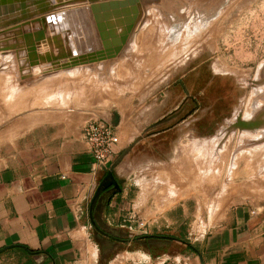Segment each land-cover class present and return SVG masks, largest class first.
I'll use <instances>...</instances> for the list:
<instances>
[{"label": "rangeland", "instance_id": "1", "mask_svg": "<svg viewBox=\"0 0 264 264\" xmlns=\"http://www.w3.org/2000/svg\"><path fill=\"white\" fill-rule=\"evenodd\" d=\"M66 1L27 25L0 28V73L9 74L19 68L15 52L21 45L28 47L27 43H35L39 35L41 41L49 33L56 35L58 29L53 24L57 23L58 12L92 5L88 1L85 2L89 4L80 5ZM145 7L143 24L142 19L120 57L111 62L99 56L73 53L77 35L68 27L64 41L59 37L64 33L58 30L56 41L41 42L45 47L53 45L52 49L48 48L43 56L29 57L32 63H22V68L17 69L32 72L22 79L24 88L29 89L23 109L46 93L31 90L29 83L36 80L26 78H47L43 72L49 67L50 72H56L103 63L97 66L101 75L88 77L90 89L74 87L57 96L69 103L66 109L107 114L111 125L117 117L114 130H119L121 122V129L128 136L120 152L126 179L151 183L154 186L148 188L153 192H161L172 200H187L189 206L199 195L207 196V207V201L230 194L241 204L252 203L257 211H263L264 126L255 131L228 130L237 116L249 120L264 109V0H154ZM51 14L53 19L42 21ZM72 15L76 23L81 21L76 13ZM107 15L104 13L101 21ZM64 17L58 20L68 23L69 18L66 14ZM81 18L89 19L83 11ZM83 24L89 23L85 20ZM81 27L78 26L79 33ZM73 62L75 68L67 70ZM62 75L69 76L61 74L57 81L62 80ZM57 81L50 85L58 88L61 83ZM66 81L63 85L70 86ZM11 83L15 84V80ZM59 93L57 89L51 91L54 98ZM177 190L178 197L169 195Z\"/></svg>", "mask_w": 264, "mask_h": 264}, {"label": "crops", "instance_id": "2", "mask_svg": "<svg viewBox=\"0 0 264 264\" xmlns=\"http://www.w3.org/2000/svg\"><path fill=\"white\" fill-rule=\"evenodd\" d=\"M102 64L49 67L47 78H26L36 80L31 90L46 93L25 110L29 89L22 79L32 72L0 73V264H264V209L230 194L207 207V196L199 195L189 206L153 192L151 183L126 179L120 152L128 136L121 122L116 153L94 165L82 128L108 115L66 109L69 103L57 95L90 89L88 77L101 75ZM61 74L69 76L57 81ZM110 170L119 190L105 179Z\"/></svg>", "mask_w": 264, "mask_h": 264}, {"label": "bare ground", "instance_id": "3", "mask_svg": "<svg viewBox=\"0 0 264 264\" xmlns=\"http://www.w3.org/2000/svg\"><path fill=\"white\" fill-rule=\"evenodd\" d=\"M65 1L66 0H42V1H37V0H0V28H2V27H5V26H7V27H9V25H14V24H23L24 25V23H26L25 25H27V23L29 22V21H32V19H34V18H36V17H39V18H41V17H43V16H46L47 14H49V13H51V12H53L54 10H56V9H58V8H60L61 7V5L60 4H65ZM85 1H88V0H67L66 1V4H77V5H80V4H89V3H87V2H85ZM21 2H23V3H21ZM69 2V3H68ZM89 2V1H88ZM91 3V2H90ZM92 4V3H91ZM140 8H141V11H144L143 10V6H142V3L140 2ZM87 8V7H86ZM146 8V7H145ZM80 8H76V9H70V10H67V11H71V10H73V14H74V16H75V13H76V16H77V20H78V18L81 20L80 22H75L74 23V25L72 24V27H71V25H70V20H69V22L67 23V21H65V23H62V22H60V20H58V19H60V18H63V19H65V17H64V11H62V12H58L56 15H55V17L56 18H58L57 19V23L55 22L54 24H53V28L54 29H58L60 32H65V31H68V29H67V27L68 28H71V30L73 31V33H76L75 35H77V42H78V45H79V48H80V53L81 54H86V55H94V56H99V57H103V58H101V60H103V61H106V60H108V62H111V61H113V60H111V59H118L120 56V54L122 53V51L126 48V46H127V43H129V40H130V38L132 37V36H130L129 38H128V40L126 41V43L124 44V47H122V50H121V52L119 53V55L118 56H116L115 58H109L107 55V52L105 51V48H104V46H103V42H102V40H101V32H102V34H107L108 35V37L106 36V39L108 38L109 40L111 39V37L109 36V34H110V31H112V32H115V34H116V36H119L120 34H121V32H122V30H123V28H125L126 27V25L129 23V21L133 18V13H134V7H132V6H130V5H128V6H125L124 8H119L118 10H115V12H118L117 13V15H119L118 16V18H119V20L117 21V19L115 18V15H114V13L111 11V10H109V11H107L106 9H99V10H96V15L98 16V20H96V18H95V16H94V14H93V12L90 10V12H87L85 9L84 10H79ZM82 11L83 12H85V14L88 16V18L89 19H82L81 17H82ZM104 13H108V15L105 17V19L103 20V21H101V16L104 14ZM61 16V17H60ZM150 16V15H149ZM53 17H54V14H51V15H49V16H47L46 18H52L53 19ZM60 17V18H59ZM72 17H73V15H72ZM46 18H43L42 19V21L43 22H45V21H47L46 20ZM76 20V21H77ZM86 20V23H87V21H88V23L89 24H83L84 23V21ZM75 21V20H74ZM30 23V22H29ZM32 23V22H31ZM97 23L98 24H100V26H103L102 27V29H101V31L98 29V26H97ZM28 26H30L29 24H28ZM65 26H66V28H65ZM78 26H82L81 27V29H82V32L81 33H79L78 32ZM137 26L138 25H136V28H137ZM140 26V25H139ZM12 27V29H13V26H11ZM20 27V26H19ZM22 27V26H21ZM20 27V28H21ZM10 28V27H9ZM19 28V29H20ZM136 28H135V30H136ZM1 30V29H0ZM5 31H6V29H4ZM7 30H9V29H7ZM16 30V29H15ZM18 30V29H17ZM16 30V31H17ZM22 30V29H21ZM24 30H26L25 28H24ZM28 30V29H27ZM26 30V31H27ZM58 30L57 31H55V33H56V35H57V32H58ZM134 30V31H135ZM10 31H11V29H10ZM9 31V32H10ZM26 31L24 32V33H26ZM11 32H13V31H11ZM10 32V33H11ZM15 32V31H14ZM28 32V31H27ZM6 33H8V32H6ZM6 33H4V34H6ZM23 33V34H24ZM32 33V32H31ZM51 33H52V31H51ZM59 33V32H58ZM63 33H61V34H63ZM134 33V32H133ZM1 34V33H0ZM4 34L2 35V36H4ZM9 34V33H8ZM21 34V33H20ZM23 34L21 35V37L23 36ZM27 34H29V33H27ZM32 34H34V33H32ZM32 34H30V35H32ZM7 35V34H6ZM13 35V34H12ZM12 35H11V37H12ZM16 35V34H15ZM56 35H54V33L53 34H48L47 36H45L44 37V40L43 41H41V42H48V43H50L49 41H51V39H55V41H56ZM133 35V34H132ZM19 36V35H18ZM58 36V35H57ZM8 37V36H7ZM17 37V36H16ZM20 37V36H19ZM59 37H60V40H61V42L62 41H64V39L66 38V37H68L67 36V33H64L63 35H59ZM70 37V36H69ZM0 38H1V36H0ZM4 38V37H3ZM6 38V37H5ZM25 38V36H23V38L22 39H24ZM32 38V37H31ZM34 38H35V36H34ZM9 39V38H8ZM14 39V38H13ZM59 39V38H58ZM57 39V40H58ZM107 39V40H108ZM5 40H7V38L5 39ZM12 40V39H11ZM15 40H17L18 41V39H15ZM20 40V39H19ZM9 41H10V39H9ZM8 41V42H9ZM13 41V40H12ZM21 41V40H20ZM28 41V40H27ZM31 41V40H30ZM30 41H29V43H30ZM35 41H36V39H35ZM52 41H54V40H52ZM54 41V42H55ZM59 41V40H58ZM57 41V42H58ZM73 41V40H72ZM111 41V40H110ZM14 42V41H13ZM24 42H26V41H24ZM34 42V41H33ZM2 43V42H1ZM0 43V44H1ZM15 43V42H14ZM18 43V42H17ZM22 43V42H21ZM20 43V44H21ZM53 43V42H52ZM11 44H12V42H11ZM10 44V45H11ZM32 44V42L30 43V45ZM54 44V43H53ZM59 44V43H58ZM82 44V45H81ZM4 45V44H3ZM17 45V44H16ZM23 45H25V44H23ZM23 45H21V48H19V50H18V48L17 47H20V46H17L16 48V50H13L12 52L14 53V51H16L15 52V56L18 58V62H16L18 65H19V68H17V69H21L22 68V63H26V64H28V63H32V58H29V57H31V56H34V57H40V56H43V55H45L46 53H47V49L48 48H51L53 45H47L46 44V47H45V44H43V45H41L40 44V46H43L45 49H38L37 50V47L38 46H35L34 45V43L30 46V45H28V43H27V46L28 47H24ZM2 46V45H1ZM7 46V45H6ZM22 46H23V48H22ZM39 46V47H40ZM3 47V46H2ZM12 47H14V45L12 46ZM12 47H11V49H12ZM8 48H9V46H8ZM15 48V47H14ZM1 49V48H0ZM3 49V48H2ZM4 49H6V48H4ZM3 49V50H4ZM10 49V48H9ZM52 49V48H51ZM54 49V48H53ZM8 50V49H7ZM2 51V50H1ZM6 51V50H5ZM10 51V50H9ZM3 52V51H2ZM49 52H52L51 50L49 51ZM12 53V54H13ZM76 53V52H75ZM3 54H5L4 52H3ZM2 54V55H3ZM7 54V53H6ZM1 55V54H0ZM11 56V55H10ZM9 56V57H10ZM6 58H7V56H5ZM4 57V58H5ZM8 57V58H9ZM11 58H13L14 59V57H11ZM10 59V58H9ZM12 59V60H13ZM5 60H7V59H5ZM97 60V59H96ZM109 60H111V61H109ZM13 61H15V59L13 60ZM12 61V62H13ZM17 61V60H16ZM107 62V63H108ZM8 63V62H7ZM13 63H15V62H13ZM12 63V64H13ZM95 66L96 65V63H94V64H90L89 66L91 67V66ZM89 66H87V67H89ZM85 67H86V65H85ZM2 68V67H1ZM72 68H75L74 67V64H72V65H70V66H68L66 69L67 70H69V69H72ZM14 69V68H13ZM17 69H16V71H17ZM0 72H2V71H0ZM5 72V71H4ZM3 72V73H4ZM2 73V74H3ZM1 84V83H0ZM90 85V84H89ZM243 160V159H242ZM245 162V161H244ZM246 162H247V160H246ZM248 165V164H247ZM248 167V166H247ZM246 167V168H247ZM250 171V170H249Z\"/></svg>", "mask_w": 264, "mask_h": 264}, {"label": "water", "instance_id": "4", "mask_svg": "<svg viewBox=\"0 0 264 264\" xmlns=\"http://www.w3.org/2000/svg\"><path fill=\"white\" fill-rule=\"evenodd\" d=\"M42 1V0H37ZM92 3L90 7L87 8H80L79 10H86L87 12H90V10L93 12L95 18H96V10L99 9H106L111 10L113 13L115 10H118L119 8H124L125 6H132L134 7V15L133 18L129 21V23L126 25L125 28H123L121 34L119 36H116L115 32L110 31L109 36L111 37V41L106 39L107 34H102L101 32V40L103 42V46L105 48V51L107 52V56L109 58H115L119 55V53L122 50V47H124V44L128 40L130 36H132L134 29L136 28V25L142 20L141 25L143 24L144 17H142V11L140 8V2L142 3L143 10H145V6L148 3H152L154 0H88ZM156 1V0H155ZM99 3V4H97ZM119 11V10H118ZM118 12H115V18L117 21L119 20L117 15ZM66 16L70 20V25L72 27V24L74 25L75 21L73 20L72 14L73 10L66 11ZM48 21L49 19L46 18ZM140 25V26H141ZM98 29L101 31L103 26H100V24L97 23ZM41 37L38 36L36 42L34 43L35 46H40L41 43ZM82 45V44H81ZM80 53V48L78 45V42L76 40V50H73V53ZM123 52V51H122ZM73 62L72 64H74ZM117 117H115V122L111 125L112 127L116 124ZM262 126H264V109H262L261 112H257L253 118H249V120H244L241 116H237L236 121L229 126L228 131L232 130H239V131H255L257 129H260ZM123 158V154L120 157V160ZM113 170V168H112ZM110 179L112 181V185L119 190V185L121 184L120 181H116L113 178L112 171H108L106 178Z\"/></svg>", "mask_w": 264, "mask_h": 264}, {"label": "built area", "instance_id": "5", "mask_svg": "<svg viewBox=\"0 0 264 264\" xmlns=\"http://www.w3.org/2000/svg\"><path fill=\"white\" fill-rule=\"evenodd\" d=\"M82 135L96 166H103L108 162L119 146L117 133L104 120L87 121L82 128Z\"/></svg>", "mask_w": 264, "mask_h": 264}, {"label": "trees", "instance_id": "6", "mask_svg": "<svg viewBox=\"0 0 264 264\" xmlns=\"http://www.w3.org/2000/svg\"><path fill=\"white\" fill-rule=\"evenodd\" d=\"M190 247V246H189ZM27 253H30L29 251H26Z\"/></svg>", "mask_w": 264, "mask_h": 264}]
</instances>
